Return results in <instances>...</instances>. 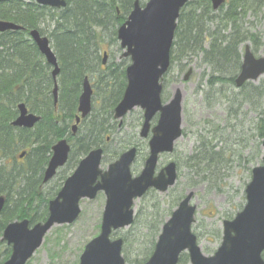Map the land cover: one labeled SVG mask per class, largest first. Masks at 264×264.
Wrapping results in <instances>:
<instances>
[{
    "label": "water",
    "instance_id": "obj_1",
    "mask_svg": "<svg viewBox=\"0 0 264 264\" xmlns=\"http://www.w3.org/2000/svg\"><path fill=\"white\" fill-rule=\"evenodd\" d=\"M36 1L53 7L67 5L66 0ZM188 1L190 0H148L142 7L136 0L128 19L118 29V38L124 49L123 56L130 57L132 62L126 69L127 86L115 107L114 115L121 119L134 108H141L144 110V123L140 134L148 137L151 120L160 113L157 125L152 128L150 153L142 172L133 176L131 171L137 155L136 147L123 152L106 170L101 168L103 148L91 150L81 160L74 174L65 181L59 195L50 201V214L45 222L29 228V220L25 219L6 227L3 239L12 245V255L4 264H26L54 225L74 222L81 213V199H94L101 190L106 194L101 233L86 244L79 264H128L122 254L123 239H111L112 231L133 223L136 198L142 197L150 188L165 193L178 179L174 161L163 167L157 175L155 172L160 154L173 152L175 142L183 132L182 90L177 88L166 103L162 101V91L163 76L171 63L178 18ZM225 1L211 0L215 10ZM22 28L23 26L14 22L0 20V31ZM30 34L48 63L54 66L53 77L56 79L60 68L50 39L37 29L31 30ZM106 60L105 53L103 62ZM191 73L192 69L185 79ZM262 75L264 56L257 58L247 44L236 83L242 86L247 80H257ZM53 94L56 103L57 83ZM92 95L89 78L85 77L78 105L81 115L77 116V123L91 112ZM18 108L20 114L13 121L16 126L31 128L41 119V116L29 112L24 102ZM73 128L75 130L76 125ZM262 146L264 149V139ZM70 149L66 139L54 145L46 180L54 175L58 166L67 162ZM262 159L263 164L253 168L252 178L246 186L247 201L244 208L233 219L224 221L222 242L214 254L203 252L197 235L192 230L197 205L192 203L195 192L189 191L164 223L151 257L141 264H178L184 251L189 253L190 264H264V152ZM4 203L5 197L1 195L0 212Z\"/></svg>",
    "mask_w": 264,
    "mask_h": 264
},
{
    "label": "trees",
    "instance_id": "obj_2",
    "mask_svg": "<svg viewBox=\"0 0 264 264\" xmlns=\"http://www.w3.org/2000/svg\"><path fill=\"white\" fill-rule=\"evenodd\" d=\"M67 2L66 7L54 10L34 1L0 2V19L25 27L22 31L0 32V195L5 194L7 198L0 216V237L6 224L13 219L29 216L38 221L47 217V206L38 217L33 213L37 210L35 203L41 199V173L54 141L70 131L69 124L74 120L85 76L88 75L94 83V110L83 123V135L78 140L74 139L76 144L70 155L71 168L80 156L86 155L92 148L106 145V136L112 134L111 128L114 127L113 109L126 88L127 59L104 67L100 52L106 36L117 40V27L125 21L135 0ZM140 2L144 3L143 0ZM263 8L264 0H228L219 11L212 9L210 0L190 1L178 19L171 61L180 60L189 53L201 55L202 61L214 68L210 75V78L213 77L210 79L211 86L221 80L234 83L241 66V46L248 41L256 44L264 38V33H255L245 25L247 16L249 13L260 16ZM32 28H38L50 37L58 57L60 94L56 105L52 93L55 82L52 66L30 39L28 34ZM224 72H230V77L222 76ZM20 102H25L32 111L42 116L34 129L12 124L18 115L17 105ZM106 118L111 119V124L105 121ZM257 120L258 135L262 139L264 116H259ZM27 147L29 152L25 162L11 166L7 160L14 159L20 149ZM214 147L212 141H202L196 155L189 157L191 167L203 163L211 166V162H217L213 160L224 156L221 150ZM13 194L17 198L12 201ZM151 215L159 221L158 214ZM163 223V220L159 221V224ZM159 224L153 223L152 228L159 230ZM124 239L126 242L127 238ZM154 244L155 240L152 248ZM152 248L146 247L145 252L151 253ZM189 260V254L182 253L179 264H188ZM142 261L135 259L133 262Z\"/></svg>",
    "mask_w": 264,
    "mask_h": 264
},
{
    "label": "rangeland",
    "instance_id": "obj_3",
    "mask_svg": "<svg viewBox=\"0 0 264 264\" xmlns=\"http://www.w3.org/2000/svg\"><path fill=\"white\" fill-rule=\"evenodd\" d=\"M143 1L145 3L147 0ZM247 21L245 25L251 31L264 33V8L258 17L249 13ZM247 43L251 44L256 55L264 54V38L256 44L251 41ZM104 51L109 53L110 64L120 62L123 50L118 39L113 41L106 36L101 57ZM189 68H193V73L185 80ZM213 71L210 63L202 61L201 55L189 53L173 61L166 75L163 99L168 100L177 88L183 93V135L177 140L174 152L161 155L159 167L174 160L179 164V179L164 194L152 191L138 199L135 223L114 233L113 238H127L123 254L129 259V264H135V259L144 260L148 257L150 253H146L145 248L151 250L152 242L156 241L162 226L159 221L167 220L189 191L195 192L193 203L197 205V221L193 231L207 254H212L220 245L224 220L233 218L246 203L245 189L251 180L252 168L262 163L263 147L258 135L257 118L264 116V77L241 89L228 81H218L211 86L210 79L213 77L210 78V75ZM221 75L230 77V72ZM141 123L142 111L137 108L124 119L123 126L119 127L117 122H113L111 141L106 143L112 153H120L133 144L142 147V153L132 166L135 175L142 170L149 152L148 140L139 137ZM126 140L128 142L125 145ZM204 140L212 141L215 150H221L224 156L213 160L217 162H211V166L203 163L191 167L189 157L196 155ZM233 152L235 154L232 155ZM17 154L10 160L14 166L21 164ZM113 159L111 154L108 155L102 166L106 167L107 162ZM72 171L63 170V176ZM55 180L43 190L48 200L52 198V192L55 193L56 188L49 190ZM16 198L13 194L11 200ZM105 202L103 192L93 200H83L80 216L73 223L51 228L42 246L26 264H79L85 244L100 232ZM40 205L41 202L35 203L34 208H44L38 207ZM152 213L160 216L159 221L152 217ZM155 222H158L159 230L152 228ZM10 254L11 246L2 242L0 264Z\"/></svg>",
    "mask_w": 264,
    "mask_h": 264
},
{
    "label": "flooded vegetation",
    "instance_id": "obj_4",
    "mask_svg": "<svg viewBox=\"0 0 264 264\" xmlns=\"http://www.w3.org/2000/svg\"><path fill=\"white\" fill-rule=\"evenodd\" d=\"M37 3V2H36ZM38 4V3H37ZM40 5V4H39ZM40 6H47V5H40ZM47 7H51V6H47ZM53 10L54 9H59V8H55V7H51ZM38 48V47H37ZM122 57H121V59H120V62L122 61ZM102 65H103V63H102ZM104 67L105 66H107V65H103ZM127 66H128V61L126 62V65H125V72H126V68H127ZM171 69V68H170ZM53 70V69H52ZM60 74V73H59ZM90 82H91V85H92V88H93V107H92V112L88 115V116H86L85 118H83L78 124H75L76 123V120H75V117H76V115H79V112H78V107H77V110H76V113H75V116H74V120L72 121V124H69L70 125V131L68 132V133H66L64 136H62L61 138H59V139H56L55 141H54V143H53V145L51 146V151L48 153L49 154V159H48V161H47V163H46V165H45V167H44V170L42 171V173H41V177H42V180H41V183H40V190H41V199H40V201L39 202H41V205L40 206H38V207H44V208H42L41 210H39L38 208H37V210H34V212L33 213H35L37 216L36 217H38L40 214H42L43 212H44V210H45V207L47 206L48 207V215H47V217L45 218V219H43V220H36V219H33L32 217H29V216H26V217H22V218H16V219H13V220H11V221H9L7 224H6V226H5V228H4V230H3V232H2V235H1V237H0V242H4V239H3V237H4V232H5V229H6V227L10 224V223H13V222H22L23 220H25V219H27V220H29V223H28V226H29V228H32V227H34L36 224H38V223H40V222H44V221H46L47 220V218H48V216H49V207H50V201L51 200H53V199H55L58 195H59V193H60V191L62 190V188L64 187V183H65V181H66V179L68 178V176L71 174V173H68V175H64L63 176V170H65V169H68V171H71L72 170V168H71V166L69 165L71 162H70V155H71V153H72V151H73V149H75V141H74V139H77L78 140V138L81 136V135H83V132H84V122L85 121H87L90 117H91V114L93 113V108H94V102H95V87H94V83H93V81L90 79ZM83 83H84V80H83ZM83 83H82V86H81V92H82V89H83ZM55 84V83H54ZM52 93H53V90H52ZM60 94V89H59V93H58V95ZM53 97H54V94H53ZM98 102H100V101H98ZM78 106V105H77ZM18 109V108H17ZM18 114H19V110H18ZM17 117V116H16ZM157 119H158V116L156 117ZM105 121L106 122H110V124H111V119H105ZM59 122V121H58ZM38 124V123H37ZM36 124V125H37ZM35 125V126H36ZM74 125H76V129L74 130ZM84 125V126H83ZM35 126L33 127V128H27V129H34L35 128ZM62 139H66L67 141H68V143H69V145H70V147H71V149H70V153H69V159H68V161L66 162V164H63V165H60V166H58L57 168H56V170H55V173H54V175L52 176V177H50L49 179H47L46 180V171H47V169H48V167H49V164H50V159H51V157H52V155H53V152H54V150H53V147H54V145H56L60 140H62ZM111 140H110V137L109 136H106V143L107 142H110ZM101 147L103 148V150H104V154L106 155V153H108V146L107 145H101ZM29 151H27V153H28ZM26 153V154H27ZM77 153H78V151L75 153V155H77ZM25 154V155H26ZM104 155V156H105ZM85 155H83V157H84ZM81 157V158H80ZM79 157V161L77 162V163H79L80 162V160L83 158L82 156H80ZM24 160V159H23ZM7 161H9V160H7ZM9 163H10V161H9ZM10 165L11 166H14V165H12L11 163H10ZM78 165V164H77ZM76 165V166H77ZM73 168H74V166H73ZM63 176V178H61ZM54 179H56L55 181H54V185L53 186H50V188H49V190L52 188L53 190L56 188V190H54L55 191V193H53L52 192V194H53V196H52V198L51 199H47L44 195H43V190H44V188L45 187H47L48 185H50L49 183H51ZM4 197H5V203H4V206H3V209L1 210V212H0V216H1V214H2V212L4 211V208H5V205H6V195L5 194H2ZM33 207V206H32ZM34 207H35V205H34ZM37 211V212H36Z\"/></svg>",
    "mask_w": 264,
    "mask_h": 264
}]
</instances>
